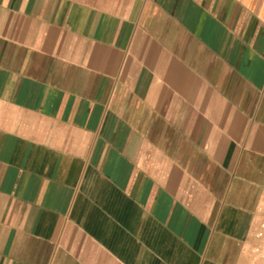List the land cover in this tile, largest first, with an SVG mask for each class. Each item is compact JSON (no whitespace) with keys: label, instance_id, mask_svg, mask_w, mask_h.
<instances>
[{"label":"crops","instance_id":"1","mask_svg":"<svg viewBox=\"0 0 264 264\" xmlns=\"http://www.w3.org/2000/svg\"><path fill=\"white\" fill-rule=\"evenodd\" d=\"M0 264H264V0H0Z\"/></svg>","mask_w":264,"mask_h":264}]
</instances>
